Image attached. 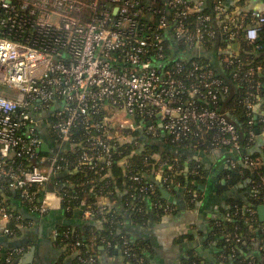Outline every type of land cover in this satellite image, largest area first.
I'll use <instances>...</instances> for the list:
<instances>
[{
  "label": "built area",
  "instance_id": "obj_1",
  "mask_svg": "<svg viewBox=\"0 0 264 264\" xmlns=\"http://www.w3.org/2000/svg\"><path fill=\"white\" fill-rule=\"evenodd\" d=\"M263 25V11L238 12L224 0H0V236L13 235L15 201L38 216L50 212L55 198L63 201L52 183L78 150L81 163L97 168L111 164L118 146H138V134L164 133L225 149L227 167L236 168L237 160L255 165L220 109L231 86L215 63L236 66L232 79L249 84L252 124L260 87L253 80L264 63L251 65L242 42L260 49ZM80 124L85 137L77 140ZM130 178L141 192L155 189L141 172ZM15 218L26 226L25 215ZM23 252L16 246L5 258Z\"/></svg>",
  "mask_w": 264,
  "mask_h": 264
},
{
  "label": "trees",
  "instance_id": "obj_2",
  "mask_svg": "<svg viewBox=\"0 0 264 264\" xmlns=\"http://www.w3.org/2000/svg\"><path fill=\"white\" fill-rule=\"evenodd\" d=\"M256 44L260 45V49H255L254 44L248 41L242 42L244 50L241 53L250 58L251 65L264 63L263 27ZM215 66L231 86L230 92L220 97V109L227 111L229 119L236 124L244 147L252 149L249 154L255 165L249 166L237 160L236 168L226 167L214 180L199 159H192L186 169L182 153L186 146H192L196 153L208 150L207 140L193 139L180 143L164 133L158 138L138 134V146L133 143L118 146L111 164L99 162L97 168L79 161L81 150L70 154L71 167L54 179L52 188L57 189L63 197V204L70 206L69 210L64 208L69 217L74 216L76 209L83 205L89 207L92 217V221L75 229L71 225L57 228L60 245L66 248L73 264H86L81 257L96 258L100 245H105L111 255L122 253L129 264H150L154 253L151 242L120 231L122 214L110 204L121 197L134 223L146 225L152 218L159 221L167 213H174L178 203L164 197L161 184L182 193L188 208H194L197 201L205 197L203 185H213L215 193L226 198V206L211 218L209 230L199 233L204 236L203 245L215 250V260H206L195 250H190L183 258V264H264V221L260 220L258 211L264 205V139H261L264 119L259 112V109L264 112V71L254 75L253 83L260 85L257 92L259 98L257 95L255 97L256 105L260 107L252 114L253 123L250 124L251 116L245 104L251 91L249 84L242 79H232L230 72L236 66H230L231 69H224L219 63H215ZM238 70L242 73V69ZM250 131L255 133L254 138ZM84 132V126L80 124L75 130V139L84 138ZM160 171L164 178L168 177L166 181L156 179ZM135 172H141L146 181L153 182L154 191L141 192L140 185L130 178ZM121 192L124 194L120 195ZM9 195L12 199L16 198L13 192H9ZM103 198L110 200V203L103 202ZM103 203L106 206L104 212L100 210ZM17 215L24 214L15 208L9 222L13 230L12 238L23 233L15 218ZM64 232H68V235ZM193 238L192 234L186 233L176 240ZM77 242L80 244L76 245ZM18 259L8 261L0 254V264H17Z\"/></svg>",
  "mask_w": 264,
  "mask_h": 264
},
{
  "label": "crops",
  "instance_id": "obj_3",
  "mask_svg": "<svg viewBox=\"0 0 264 264\" xmlns=\"http://www.w3.org/2000/svg\"><path fill=\"white\" fill-rule=\"evenodd\" d=\"M224 2L238 12L253 10L264 12V0H248L243 1V3H241V0H224ZM259 107V105H256L255 111ZM259 112L264 119V112L261 109H259ZM262 136L261 139H264V133ZM251 152L252 149H250ZM182 153L186 165L189 166L192 159H199L203 163L206 172L214 180L227 167L225 163L227 152L223 148L209 147L208 150L196 153L192 146H186ZM162 175L161 171L156 174V179L159 182L163 181ZM166 190L174 197V203L178 202L176 203L175 212L167 213L159 221H154L152 218L146 225L132 221L131 214L125 208L121 197L118 201H113L110 205L116 206L122 214L119 223L120 231L131 233L151 242L154 253L150 264H183L182 260L190 250H195L199 256L213 262L215 260V250L212 247L203 245L204 236L199 233L208 231L211 218L226 206L225 196L216 194L213 185H203L202 190L205 197L197 201L194 208H188L182 193L176 192L177 189L166 188ZM123 194V192L120 193V195ZM101 200L107 204L110 203L108 199L103 198ZM14 204L20 211L24 210V205L19 201H15ZM88 210L89 207L83 205L76 209L74 216L69 217L63 208V201L55 198L54 207L49 214L35 219L25 216L29 220L26 221V226L22 228L23 233L21 236L14 238L7 235L0 236V254L5 257L10 248L22 247L24 252L19 257L17 264H23V260L26 256L28 257V254L34 248V253L32 252L30 258L31 261L27 264H73L66 248L60 245L58 234H56L58 232L57 228L60 225H71L75 229L87 221H92ZM186 233L192 234L194 238L184 241L176 240ZM88 264L129 263L126 262L122 253L111 255L105 245H100L95 260Z\"/></svg>",
  "mask_w": 264,
  "mask_h": 264
},
{
  "label": "water",
  "instance_id": "obj_4",
  "mask_svg": "<svg viewBox=\"0 0 264 264\" xmlns=\"http://www.w3.org/2000/svg\"><path fill=\"white\" fill-rule=\"evenodd\" d=\"M43 149L46 150L47 146L44 145ZM186 169H188V165H186ZM160 187H161L162 193L165 196V198L170 200V201H174V197L170 194V192L168 190H166V188L164 187V184H161ZM60 188H61V186L58 187V189H60ZM258 211H259L260 220L264 221V205H261L259 207ZM23 214L25 216H27L28 218H32V219H35V218L39 217L37 214L30 213L26 208H24ZM67 224H69V222H67ZM34 250L35 249L33 248L32 249L33 253H34ZM32 252L30 254H28V257L26 256V258L23 260V264H27L28 262L31 261L30 258H31L32 254H33Z\"/></svg>",
  "mask_w": 264,
  "mask_h": 264
},
{
  "label": "rangeland",
  "instance_id": "obj_5",
  "mask_svg": "<svg viewBox=\"0 0 264 264\" xmlns=\"http://www.w3.org/2000/svg\"><path fill=\"white\" fill-rule=\"evenodd\" d=\"M110 114H114V115H117V116H119L120 118H121V120L122 121H124V120H130L131 121V118L125 113V112H123V111H119V112H117V111H111L110 112Z\"/></svg>",
  "mask_w": 264,
  "mask_h": 264
}]
</instances>
